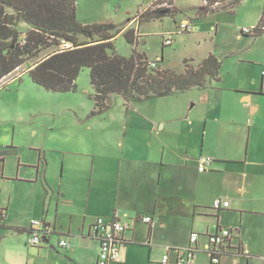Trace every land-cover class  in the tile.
Wrapping results in <instances>:
<instances>
[{
    "label": "rangeland",
    "instance_id": "obj_1",
    "mask_svg": "<svg viewBox=\"0 0 264 264\" xmlns=\"http://www.w3.org/2000/svg\"><path fill=\"white\" fill-rule=\"evenodd\" d=\"M156 1L76 0V6L83 24L113 22L124 27L132 23L138 12L153 8ZM175 2L183 13L141 25L130 23L140 35L138 43L129 44L120 34L115 41L116 53L129 58L136 49L148 60L162 58L160 67L177 73L185 72V60L196 67L213 53L222 61V81H212L202 90L128 105L122 96L114 95L110 109L101 115H92L95 102L88 68L80 73L75 92L55 93L35 84L26 73L34 62L0 81V208L7 207L14 222L28 224L33 218L32 206L42 196V181L32 184L36 172L31 165L37 166L40 158L46 161L52 180L58 183L63 162H72L88 178L94 159L97 163L112 161L114 165L119 161L118 147L127 143V133L139 134L136 144L140 147L141 139L149 141L153 149L158 146L161 150L165 142L173 145L172 159L187 163L191 173L198 171L199 164L193 161L201 157L231 160L229 165L248 173L255 153L264 155V96L254 95V102L260 105V112L254 114L243 101L245 95L234 90L254 87V79L260 87L264 38L252 52L248 50L254 37L242 42L234 40L241 29L251 26L255 14L264 10V0H243L233 12L222 10L204 18L195 16L201 0ZM229 3L222 1L219 8ZM184 19L192 21L197 30L180 32L178 27ZM20 29L26 32L28 26L21 24ZM168 34L173 35L172 45L164 47L163 35ZM244 43L249 44L241 54ZM19 74L22 76L17 78ZM160 122L166 124L158 129ZM105 143L114 147L111 157L102 152ZM8 151L12 152L5 154ZM182 227L180 223L175 225L174 235L179 239L187 236ZM134 258L140 259L141 264L150 263L146 252L136 250Z\"/></svg>",
    "mask_w": 264,
    "mask_h": 264
},
{
    "label": "crops",
    "instance_id": "obj_2",
    "mask_svg": "<svg viewBox=\"0 0 264 264\" xmlns=\"http://www.w3.org/2000/svg\"><path fill=\"white\" fill-rule=\"evenodd\" d=\"M173 6L176 14L183 13L175 0ZM262 18L263 9L255 14L251 26L243 29L256 28ZM135 21L134 18L130 23ZM129 24L125 27L133 28ZM243 29L234 41L253 37L243 33ZM194 30L197 29L194 27ZM262 38L264 35L254 37L248 52ZM244 44L241 54L249 43ZM258 83L254 79V87L234 89L245 95L243 101L254 114L260 112L254 95L264 96V70L260 87ZM205 99L209 100V95ZM247 105L244 108L248 109ZM165 124L160 122L157 128ZM138 136L135 132L125 135L127 143L118 147L120 157L115 165L112 161L111 164L97 163L94 159L88 178L72 162H63L58 183L52 180L50 164L46 161L40 158L37 166L31 165L36 172L32 184L42 181V196L32 206L33 218L28 224L14 222L9 209L0 208V264H97L100 245L92 232L93 226L98 219H104L109 225L118 218L128 222L130 229L123 235L126 243L121 248L119 261L114 264H141L140 259L134 258L136 250L148 254L149 264H161L165 254L174 263L176 254L172 249L185 248L194 233L200 235L196 264H211L204 252L206 236L216 233L220 227L234 231L233 244L239 247L240 253L229 252L221 257L219 264H264V155L255 153L249 161L248 173L229 165L231 160L219 158L214 159L206 172L191 173L187 163L172 159L173 145L165 142L161 150L158 146L153 149L149 141L141 139L140 147L136 144ZM102 152L111 157L114 147L105 143ZM91 157L94 158L92 154ZM196 162L197 158L193 163ZM217 199L228 200L230 207L216 210L213 203ZM1 211H5L4 217ZM142 217H151L153 224L142 222ZM33 220L49 225L53 232L40 247H29L28 233L15 231L29 229ZM179 223L187 233L183 239L174 235L175 225ZM62 239L68 240L70 247H59Z\"/></svg>",
    "mask_w": 264,
    "mask_h": 264
},
{
    "label": "trees",
    "instance_id": "obj_3",
    "mask_svg": "<svg viewBox=\"0 0 264 264\" xmlns=\"http://www.w3.org/2000/svg\"><path fill=\"white\" fill-rule=\"evenodd\" d=\"M222 1L230 3L214 7ZM241 1L210 0L209 6L197 8V16L204 18L222 10L233 12ZM165 2L171 7H162ZM173 2L157 0L153 8L138 12L136 22L141 25L175 16ZM21 24L28 26L26 32L21 31ZM120 34L132 45H136L140 37L135 29L113 22L83 25L78 19L76 0H0V81L28 62H34L28 74L35 84L50 92H75L80 73L88 68L94 90L92 115L107 112L114 95L122 96L128 105L193 89L202 90L212 81H220L222 62L213 54L196 67L185 60L184 73L161 67L149 69L142 62L147 58L136 49L129 58L116 53L115 41ZM261 35H264V12L252 36ZM15 231L29 234L28 229Z\"/></svg>",
    "mask_w": 264,
    "mask_h": 264
},
{
    "label": "built area",
    "instance_id": "obj_4",
    "mask_svg": "<svg viewBox=\"0 0 264 264\" xmlns=\"http://www.w3.org/2000/svg\"><path fill=\"white\" fill-rule=\"evenodd\" d=\"M202 5L209 6L210 0H201ZM221 2H217L214 7H219ZM162 7H171L168 2L162 4ZM264 12V10H263ZM180 32L191 33L194 30L193 22L190 20H182L179 25ZM255 29V28H254ZM254 29H243V33L248 35L254 34ZM172 34L163 35V44L165 46L172 45ZM144 66L149 69H159V60H142ZM6 79V78H5ZM214 159L210 157H201L198 159V171L206 172L208 166L213 163ZM213 206L216 210L226 209L230 207V202L217 199L214 201ZM6 215L5 211H1V216ZM142 222L152 225L153 219L151 217H142ZM130 229V224L122 220L115 219L112 223L107 225L104 219H98L96 224L93 226L92 232L95 238L99 241L100 250L97 260V264H114L119 261L121 248L126 243L124 239V233ZM28 234V245L29 247H40L44 243L46 238H49L53 233L50 227H47L41 221H32ZM234 231L229 228L220 227L218 231L214 234H208L207 243L204 247V252L209 256L211 264H219L221 257L228 254L231 251L235 253H240L239 247L233 244ZM200 235L192 234L190 237V242L185 248L172 249L176 254V259L174 263L170 262L169 254H165L161 260V264H196V255L199 251ZM59 247L68 248L70 243L68 240L62 239L59 242Z\"/></svg>",
    "mask_w": 264,
    "mask_h": 264
},
{
    "label": "water",
    "instance_id": "obj_5",
    "mask_svg": "<svg viewBox=\"0 0 264 264\" xmlns=\"http://www.w3.org/2000/svg\"><path fill=\"white\" fill-rule=\"evenodd\" d=\"M83 35H85V33L83 34ZM12 151H8V152H5V154H9V153H11Z\"/></svg>",
    "mask_w": 264,
    "mask_h": 264
}]
</instances>
